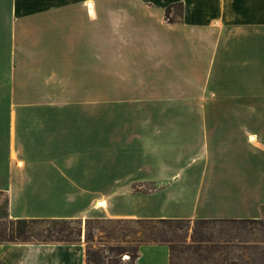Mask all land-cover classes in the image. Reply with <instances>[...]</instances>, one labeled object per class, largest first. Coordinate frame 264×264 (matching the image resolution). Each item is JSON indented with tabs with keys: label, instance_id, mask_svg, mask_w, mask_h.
Returning a JSON list of instances; mask_svg holds the SVG:
<instances>
[{
	"label": "crops",
	"instance_id": "1",
	"mask_svg": "<svg viewBox=\"0 0 264 264\" xmlns=\"http://www.w3.org/2000/svg\"><path fill=\"white\" fill-rule=\"evenodd\" d=\"M0 195L12 219L264 218V0H0ZM0 264L85 243L0 242ZM135 264L264 261L151 241Z\"/></svg>",
	"mask_w": 264,
	"mask_h": 264
},
{
	"label": "rangeland",
	"instance_id": "2",
	"mask_svg": "<svg viewBox=\"0 0 264 264\" xmlns=\"http://www.w3.org/2000/svg\"><path fill=\"white\" fill-rule=\"evenodd\" d=\"M174 10L176 8L173 12ZM80 107L71 105L68 110L77 108L79 111ZM108 107L110 106H93V111L104 115L108 112ZM84 109L85 106H83ZM208 111L232 112L233 106L216 105L211 106ZM150 188L152 187L146 186L142 190ZM134 189L139 188L134 186ZM5 199L3 195H0V223H7ZM117 221V219H102L91 224L93 227L91 242L94 248L100 244H122L132 250L148 237H152L157 242L170 244L172 257L179 262L250 263L264 261V218L255 222L241 223L201 219L142 223L123 221V219ZM3 227L0 224V230ZM81 241L86 244L84 232H82ZM147 241L151 240L147 239ZM103 254L114 256L107 251ZM128 257V252H125L121 258L127 261Z\"/></svg>",
	"mask_w": 264,
	"mask_h": 264
},
{
	"label": "trees",
	"instance_id": "3",
	"mask_svg": "<svg viewBox=\"0 0 264 264\" xmlns=\"http://www.w3.org/2000/svg\"><path fill=\"white\" fill-rule=\"evenodd\" d=\"M174 10L172 17L182 15V4H170L165 11L166 18L169 16L171 9ZM6 200V199H5ZM5 215L7 223H0L4 227L0 230V242H33V243H65L75 244L81 241L82 232H84L85 244V264H135V260L138 257V246L136 248L129 249L122 244H100L93 247L92 235L93 227L92 223L98 222L102 219L87 218L85 220L81 218H9L6 210L5 201ZM1 219V217H0ZM112 220V219H107ZM121 221V219H117ZM131 221L135 223L142 222H172L181 219H123V221ZM201 220H220L221 222H255L259 219H201ZM7 224V225H6ZM153 242H157L155 238L148 237ZM144 242H151L147 241ZM143 243V242H142ZM104 251L112 253L114 256H107L103 254ZM125 252H128V260L125 261L121 257ZM106 258V259H105ZM107 260V262L105 261Z\"/></svg>",
	"mask_w": 264,
	"mask_h": 264
}]
</instances>
